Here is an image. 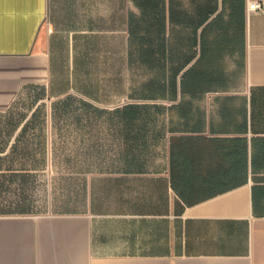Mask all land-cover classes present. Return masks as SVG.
<instances>
[{
	"label": "crops",
	"instance_id": "obj_1",
	"mask_svg": "<svg viewBox=\"0 0 264 264\" xmlns=\"http://www.w3.org/2000/svg\"><path fill=\"white\" fill-rule=\"evenodd\" d=\"M247 1L0 0V264H264Z\"/></svg>",
	"mask_w": 264,
	"mask_h": 264
},
{
	"label": "built area",
	"instance_id": "obj_2",
	"mask_svg": "<svg viewBox=\"0 0 264 264\" xmlns=\"http://www.w3.org/2000/svg\"><path fill=\"white\" fill-rule=\"evenodd\" d=\"M264 9V2L258 0L247 1V12L260 11Z\"/></svg>",
	"mask_w": 264,
	"mask_h": 264
}]
</instances>
